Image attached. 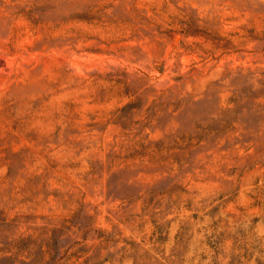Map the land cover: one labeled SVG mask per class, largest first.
<instances>
[{
	"label": "rangeland",
	"instance_id": "374dc122",
	"mask_svg": "<svg viewBox=\"0 0 264 264\" xmlns=\"http://www.w3.org/2000/svg\"><path fill=\"white\" fill-rule=\"evenodd\" d=\"M0 264H264V0H0Z\"/></svg>",
	"mask_w": 264,
	"mask_h": 264
}]
</instances>
